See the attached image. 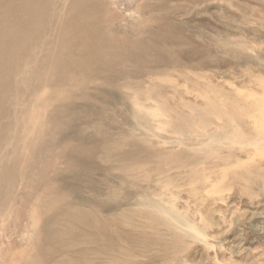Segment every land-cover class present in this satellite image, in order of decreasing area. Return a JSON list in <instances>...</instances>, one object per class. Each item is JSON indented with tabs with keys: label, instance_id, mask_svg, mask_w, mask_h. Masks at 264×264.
I'll use <instances>...</instances> for the list:
<instances>
[{
	"label": "rangeland",
	"instance_id": "374dc122",
	"mask_svg": "<svg viewBox=\"0 0 264 264\" xmlns=\"http://www.w3.org/2000/svg\"><path fill=\"white\" fill-rule=\"evenodd\" d=\"M97 1L108 34L144 39L169 17L166 35L182 37L143 56L177 64L61 80V10L49 0L50 53L28 65L24 104L0 136V264H264V153L241 135L216 141L237 104L264 102V0ZM224 147L243 155L223 162Z\"/></svg>",
	"mask_w": 264,
	"mask_h": 264
},
{
	"label": "bare ground",
	"instance_id": "6f19581e",
	"mask_svg": "<svg viewBox=\"0 0 264 264\" xmlns=\"http://www.w3.org/2000/svg\"><path fill=\"white\" fill-rule=\"evenodd\" d=\"M57 5H58L59 9L61 10L60 11L61 13L59 14L58 8H56V12H54L56 15H54V18L56 16L57 20L55 19V21H57L58 23L60 22L59 31H60V33H62L63 38H60L58 41L57 49L55 52L56 57H55V67L54 68L56 70H59L62 73V76L60 77L61 80L68 81L70 72H72L71 78L73 76L74 77L79 76V77H77L78 80H79V78L80 79L83 78L82 76H84L85 73H87V72L88 73L86 75H89V76H100V75H102L103 69H108V68L112 69L116 65L118 66L119 64H123V63H125L124 66L126 64L127 65L129 64L128 66L132 65L135 67H137V65L139 63L145 64V62L149 63L152 61H154L156 63L158 62L160 64L162 63V64H169V65H172V63L173 64L176 63L174 61V59H172L173 57L165 58V57H157L156 55L155 56L153 55L154 57H152V58L151 57L144 58L145 55L143 56L144 53L150 52L151 50L153 51L154 49L156 50V48L157 49L160 48L159 44H162L163 42H164V44H165V42L170 43V42L178 39L176 37L181 36V35H178V36L173 37L170 35H166L165 32H168V30H170L168 28H172V26L169 23V17H164L163 20H159V22L157 23V25L153 29L146 30V33H145L146 37L144 39H140V38L135 37L134 34L128 36L127 34H125L123 32H122L123 33L122 34L118 31H115L112 34H108V32L111 30V27H109V25H107V23L104 21L105 19H103L102 17H100L98 15L97 9L101 5L98 3L97 0H57ZM51 8H53V5L51 4V2H49V0H0V120L1 119L7 120L6 124H4L3 126H0V136L2 137V139L4 137V134L9 133L11 131V128L13 126L12 122H13L14 116H13V112H12V107H13L12 105L24 104V100L22 97V91L25 88L23 89L21 87L20 83H23V80L27 76L28 65H34V67L39 66L40 64H42V62H45V60L43 61V59H45V58L44 57L41 58V56H39V53L41 51H47L46 55H49V53H50V50H49L50 47H48V45H50V42H49V40L43 39L42 34L45 31V29H47L46 28L47 26L45 23L46 12L50 11ZM54 9L55 8H53V10ZM106 20H107V18H106ZM167 21H168L169 25H168V28H165L164 26H167V24H168ZM180 22H181V20H180ZM181 26H184V24L180 25V28H181ZM64 37L66 38V40L64 39ZM182 40H180V41H182ZM180 41H178V43ZM174 43H175V41H174ZM176 43H177V41H176ZM65 47L69 48V50L71 51V53L68 57H65V55L63 53V49ZM63 63H65V64H63ZM81 64L89 65V66H91V67H89L91 69H89L88 71L84 70L83 72H80V65ZM92 66H95L96 69L94 70L92 68ZM81 68H83V66H81ZM85 68L87 69V66H85ZM39 69L40 68H38L37 71H39ZM68 71H70V72L68 73ZM133 72H136V71H133ZM31 73L33 74V72H31ZM41 73L42 72H40V74ZM120 74H122V73H120ZM28 76H29V74H28ZM43 76H45V75H43ZM51 77L53 78L54 75H52ZM73 79H76V78H73ZM72 82L73 81L71 80V83ZM69 85H70V83H69ZM261 87H262V84H261ZM263 88H264V83H263ZM262 90H264V89H262ZM12 94H15L16 98L14 100L12 99ZM31 94H32V92H31ZM38 103H39V101H38ZM242 103H241L242 105L239 103L240 105L237 104V106L233 108L232 113H231L232 116H230L232 121L231 120L228 121V123H227L228 126L226 125V127H224L225 125H223L222 127L220 126L219 128L216 129V131L218 132V133L216 132V135H217L216 138L218 137L216 139V141L219 142L220 139L222 138V136H227V135L229 136V134H230V136L241 135L240 137L242 139H244V141L239 139L241 142L243 141L246 144H248V146H252L255 148L260 146L261 148L259 150L257 148L258 152L261 150L260 152L264 153L262 150V147L264 148V121H262V119L264 118V116H262L264 114V112H263L264 111V102H261V101L259 102V100L258 101L256 100V101H252V102L245 101ZM258 108L262 109V110H260L261 113L259 112V115H260L259 118L263 117L261 120L258 118V115L255 114L258 111V110H256ZM206 109L211 110V107L207 106ZM62 111H64V110L62 109ZM22 112H23V110H22ZM262 112H263V114H262ZM54 115H56V114L54 113ZM185 119H184V122H185ZM37 121H36V123H37ZM187 121H189V118L187 119ZM259 122L261 125L259 124ZM258 124L260 125V128L256 127V126H258ZM191 125H192V123H191ZM223 127H224V129H222ZM243 127L249 128V129H251V131L244 132V131H242ZM261 127H263V129ZM220 128H221V130H219ZM239 132H240V134H239ZM31 136H32V134H31ZM234 137H236V136H234ZM236 138L238 139V137H236ZM18 139H20V138H18ZM23 144H24V140H23ZM220 144H219L220 150H222L221 148H222L223 144L222 143H220ZM246 144H245V146H246ZM243 146H244V144H243ZM245 146H244V150L247 149V148L245 149ZM223 149H226L227 151L229 150V148H225V147ZM242 149L243 148H241V150L239 151L240 153H241V151L243 152ZM250 149H251V147H250ZM230 150L229 151L231 153L233 152V155L228 151L231 155L227 152V154H226L227 156L226 155H225V157L222 156L225 160L224 161L221 160V161L227 162V160L229 158H230V160H233V158H234V160H236V159L239 160V158H240L239 154L240 153L235 152L234 148L232 149L231 147H230ZM19 151H20V149H19ZM250 151H252V150H250ZM234 152L238 153V157L234 154ZM249 152H247L246 154L244 152V154H245L244 156L246 157V155H248ZM258 152H256V153H258ZM173 154H176V152L171 153V155H173ZM241 154L243 155V153H241ZM250 155H251V153H250ZM40 156H41V154H40ZM218 157H219V155L217 156V158ZM1 158L2 157L0 156V160L2 161ZM219 159H221V158L219 157L218 159H216L217 163H218V161L220 162ZM247 159H248V157H247ZM17 160H18V158H17ZM248 160L251 162V164H254L252 162H255L252 159H248ZM223 162H221L220 164L222 165ZM6 165H8V164L6 163ZM6 165L2 166V172H4L3 171L4 167L8 168V166H6ZM258 165L254 166V167H259ZM81 168H83V167H81ZM86 171L88 172V174H86V175H89V168ZM255 172L262 174V170H255ZM255 172L251 173L252 176L254 175L253 176L254 178L251 176V178L253 180L256 177ZM84 173H85V171H84ZM4 175L6 177H8V175L6 173H4ZM259 177H261V175ZM8 178H10V177H8ZM6 180H7V182H11V178L6 179ZM257 180L258 179H256L255 181H257ZM249 181H247V182H249ZM0 189H1V192H6L2 188H0ZM5 199H6V196L1 195V193H0V202H3ZM160 206L157 209L160 208L159 211H161V213L165 212L164 215H167V213L165 211L166 209L163 206H161V207ZM163 209H164V211H163ZM163 213H162V216H163ZM159 216H160V214H159ZM169 219H171V218H169ZM177 222H179V220H177ZM174 224H176V222H174ZM170 225H171V223H170ZM178 228H177V230H174L176 238L179 237V236H177V234L182 233L180 231H179V233H177ZM179 229H181V228H179ZM172 230H173V228H172ZM180 239H178V240H180Z\"/></svg>",
	"mask_w": 264,
	"mask_h": 264
}]
</instances>
